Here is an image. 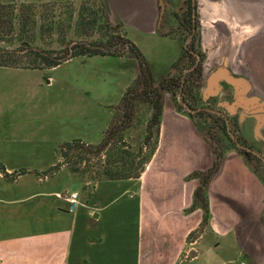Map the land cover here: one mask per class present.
Returning <instances> with one entry per match:
<instances>
[{
  "label": "crops",
  "instance_id": "crops-1",
  "mask_svg": "<svg viewBox=\"0 0 264 264\" xmlns=\"http://www.w3.org/2000/svg\"><path fill=\"white\" fill-rule=\"evenodd\" d=\"M107 1L115 22L150 34L161 19L171 24V13L182 0ZM199 5L212 23L206 30L224 27L225 48L231 49L223 57L227 64L247 70L239 76L255 86L252 96L264 102V0H200ZM204 38L209 41L202 34L201 42ZM255 107L261 121L257 119L253 129L248 123L240 133L264 153V106L256 102ZM195 116L178 107L167 90L156 149L139 178L92 183L84 199L83 191L75 190L74 210L52 190L29 197L57 199L28 207L20 205L27 197L0 196V264H264V160L236 146L225 145L218 171L208 182L206 227L187 239L203 218L200 207L190 210L200 184L193 174L209 169L218 147L221 151V143L208 136ZM69 174L83 190L84 184ZM25 208L35 211L26 223L21 221Z\"/></svg>",
  "mask_w": 264,
  "mask_h": 264
},
{
  "label": "rangeland",
  "instance_id": "rangeland-1",
  "mask_svg": "<svg viewBox=\"0 0 264 264\" xmlns=\"http://www.w3.org/2000/svg\"><path fill=\"white\" fill-rule=\"evenodd\" d=\"M29 1L44 6L39 8L37 5L38 16L39 11L42 10L44 13V8H47L53 21L58 19L57 15L60 13L64 15L66 10L59 0ZM199 1L195 0L197 16L199 21L201 20V30H198L196 46L201 51L202 34L208 40H221V42L224 41L225 35L222 31L224 27L213 33L206 30L207 25L212 23L209 21L207 11L200 8ZM107 3L109 4L108 1ZM68 4V9L72 10L74 15L69 26L70 24L73 26L77 14L83 7H92L96 10L100 5V0H69ZM106 20L114 27L110 26L108 30L101 28V23ZM39 21L42 22V20ZM161 29L163 27L160 26ZM160 30L150 34L129 31L127 25L115 22L107 10L105 18L100 19L96 27L87 32L88 35L76 36V28L73 26L66 37L68 40H81L90 46L95 40L105 41L109 33L118 34L130 42L132 40L128 34L133 35L153 76V83L157 86L163 79L167 78L170 82L175 74L180 76L181 65L176 57L187 39L186 32L183 36L173 34L177 38L169 39L161 35ZM53 37L56 38L57 34ZM46 39H37L34 43L35 47L40 50L45 49L48 46ZM74 42L72 41L67 46L69 48L67 53H64V47L59 42L54 41L50 44L53 57L64 59L60 65L52 69L0 67V196L5 198L27 197L23 200L24 203L20 204L25 207L35 206L36 202L43 201V199L51 201L57 199L54 196L29 197L41 190H52L60 194L66 192L68 195L75 190L83 191L82 199H84L92 186V183H89L92 181L90 178L99 168L98 156L101 155V158H104L109 143L124 146V149H127L131 155H136L140 146L143 147L145 153L155 140L157 125L151 120V105L145 97L138 96L145 88L144 77L140 75L138 63L128 59L133 58L129 56V51L119 48L120 51L117 52L122 57L121 60L117 59L118 56L107 55L86 58L83 62L80 58H69L74 51L81 50L80 47H72ZM0 45L13 48L17 43H0ZM110 49L117 50L116 46ZM221 51L223 53L216 67L231 49L226 47ZM211 52L214 51L211 50ZM179 76L176 77L180 78ZM158 89L162 95L163 104L164 95L168 89L161 87ZM127 91L134 99L131 106V118L123 119L127 109L123 97ZM175 92L171 93L172 101L187 113V108L183 107V96L177 89ZM201 115L195 116L194 120L212 140L221 143V151L218 147V155L223 153L226 144L233 146L224 131L214 128L209 120ZM73 139H80L84 143V150L90 151L87 154H82L80 148L72 151V155L80 154L85 159L77 166L80 169L86 166L89 168L83 176L73 174L76 180L84 184L83 190L79 183H76L78 181L71 178L67 164L65 168L69 172L59 171L60 173L57 172L43 180H39L35 173H25L20 176V171L25 169L39 172L48 170L59 161L58 145L65 141L72 142ZM102 143H106L102 151L97 152L94 148L90 150L91 146ZM71 161L73 162L74 159L70 160L68 165ZM15 180L18 181L15 182ZM22 215L20 219L26 223L29 219H33L35 211L32 212L31 209L25 208ZM194 264H204V262L201 260Z\"/></svg>",
  "mask_w": 264,
  "mask_h": 264
},
{
  "label": "trees",
  "instance_id": "trees-1",
  "mask_svg": "<svg viewBox=\"0 0 264 264\" xmlns=\"http://www.w3.org/2000/svg\"><path fill=\"white\" fill-rule=\"evenodd\" d=\"M64 9V15L60 13L58 19L53 21L52 15H50L47 11V8H44L43 11H39L36 13L37 5L34 2L29 0H0V43H17V45L13 48H6L0 45V67L5 68H32V69H52L61 64L64 61L63 57H53V52L51 50L50 44L54 41L59 42V44L64 47V53L69 51L67 46L75 41L72 45L73 48L80 47L81 50L74 51L70 54L69 58H80L83 62L86 61V58H92L96 56H118L120 49L129 51V56L136 59L139 69L140 75L143 78V83L145 88L139 97H145L151 105L152 117L151 120L155 121L157 128L155 134V140L152 142L149 150L147 152H143V147L140 146L136 155H131L127 149H124V146H120L117 143H109V147L106 149L104 153V158H101V155L98 156V164L99 168L93 172L91 176V180L89 183H96L101 180H124V179H137L140 174L144 170L146 163L152 157L160 132V118L162 113V100L161 93L158 88H165L172 94H174L175 90L181 86L182 76L180 74V78L171 79L170 82L166 79H163L160 84L157 86L153 83V76L150 72V69L144 59L142 52L139 48L127 39H123L118 34H110L106 37L105 41L103 40H95L90 46H87L85 42L81 40L67 39L66 35L71 27L76 28V36H86L88 35V31H91L96 27L100 19H104L108 10L107 0H100V5L98 8L94 10V8H84L79 11L74 25L69 26V23L73 21L74 15L73 11L69 10V0H59ZM39 8L43 5H38ZM44 7V6H43ZM87 9V10H86ZM39 20H42L40 22ZM110 26H113L107 20L101 23V28H105L108 30ZM116 27V25H115ZM69 29V30H68ZM114 29V28H113ZM54 34H57V37L54 38ZM90 35V34H89ZM47 38V39H46ZM37 39L47 40L45 41L48 45L45 49H38L35 47L34 43ZM103 45V47H102ZM116 46L117 50L112 51L110 47ZM71 47V48H72ZM120 48V49H119ZM118 51V52H117ZM181 61L183 58H179ZM177 64V63H176ZM181 70L184 68L185 64L188 63L180 62ZM147 65V66H146ZM174 65V64H173ZM191 65V63H189ZM176 66V65H175ZM174 67V66H173ZM195 71L186 75L185 80L190 84H195L196 80L198 81L199 76L193 75ZM147 76V78H146ZM178 77V76H177ZM177 82V88H173V83ZM173 84V85H172ZM191 92V90H189ZM197 94H200L198 89L195 90ZM176 93V92H175ZM188 92L183 91V94H187ZM131 93L127 91L124 94L123 100L126 101V113L123 119L131 118V106L134 97L131 98ZM182 94V95H183ZM121 108V107H120ZM210 124L214 126H218L222 131H226L225 128L215 121H209ZM215 122V123H214ZM229 142L233 144L234 140L227 133ZM106 143H102L99 145L91 146L98 151H102V148L105 147ZM234 146V144H233ZM75 148H80L82 154H87L90 151H85L84 143L80 139H73L71 141H65L62 144H59L58 156L59 161L52 165L46 171H35V170H21L20 176L25 173H35L39 180H43L48 178L49 176L55 175L60 171L62 167H65L66 164L68 170L74 174H79L81 176L85 175V173L89 170L88 166L80 169L77 164L81 163L82 160H85L82 155H72V151ZM72 156H74L72 158ZM76 156V157H75ZM72 158V159H71ZM137 158V159H136ZM220 154L216 156L212 166L206 171H198L194 172L193 175H198L200 178V184L193 192V202L190 207V210L195 207H200L203 210V218L200 225L193 230L187 237L193 238L198 236L203 232L206 227L208 220L210 218V212L208 207V196H207V185L210 178L218 171L219 164L221 162ZM71 164L68 165L70 160ZM12 178V177H7Z\"/></svg>",
  "mask_w": 264,
  "mask_h": 264
},
{
  "label": "flooded vegetation",
  "instance_id": "flooded-vegetation-1",
  "mask_svg": "<svg viewBox=\"0 0 264 264\" xmlns=\"http://www.w3.org/2000/svg\"><path fill=\"white\" fill-rule=\"evenodd\" d=\"M195 0H182L178 9L172 11V22L170 25H166V23H159V27L156 28V32L160 30L161 27H165L166 31L164 32L162 29L160 31L161 35H164L169 39H176L177 36H173V34L183 36L186 32V42L181 47L178 57L183 58L188 65L185 64L184 68L181 70L182 83L178 88V92L180 91L181 95L183 91L188 92L187 94H183V107L191 108L193 112L197 115L202 114L201 117L204 119H208L209 121H215L219 125L225 128L226 135L227 133L230 135L233 134L234 137L230 135L232 140H234L233 144L239 150H241L245 155L254 156L253 152L248 150L246 147H251L252 149L258 151L261 155L264 156V153L258 149L254 145H250L245 141V139L241 136L240 131L244 129L248 123L252 122L251 129H253L254 125L257 123V119L254 116L249 115L248 113H244L241 115L242 108H237V112L234 114H229V112L220 105L221 102L232 103L234 100L235 89L233 86L228 85L227 83L222 82V88L219 92L218 96L210 97L206 100L202 99L201 89L202 85L205 82V77L209 74L210 71L204 66L203 60L204 55H202V51H200L196 46L197 34L198 30H201L200 21L197 16ZM220 61V59H219ZM218 61V62H219ZM191 63V65H189ZM218 64V63H217ZM216 67V66H215ZM227 68L234 76L244 75L247 70H243L240 72L241 64H236L233 62H229L227 64ZM215 69V68H214ZM184 71V72H183ZM192 71H195L193 75L199 76L198 81L196 80L195 84H190L185 80L186 75ZM174 84V85H173ZM173 88H177V82L173 83ZM196 89L200 91V94L196 93ZM191 90V92L189 91ZM257 90L255 86L250 83V88L247 91L248 95L256 94ZM214 122V123H215ZM214 128L220 129L217 125ZM241 129V130H240ZM222 130V129H220ZM224 131V130H223ZM260 158V157H258Z\"/></svg>",
  "mask_w": 264,
  "mask_h": 264
},
{
  "label": "water",
  "instance_id": "water-1",
  "mask_svg": "<svg viewBox=\"0 0 264 264\" xmlns=\"http://www.w3.org/2000/svg\"><path fill=\"white\" fill-rule=\"evenodd\" d=\"M222 82L233 86L235 89V94L232 103L224 101L221 102L220 105L225 107L228 112H234L237 108L241 107L242 116L244 113H248L249 115L254 116L256 119H258L260 122L261 120L257 114L258 109H256L255 104L257 102L263 104L264 106V102L260 101L256 96H246L247 91L250 88L249 82L241 76H234L227 68V61L225 58H223L219 65L207 75L205 86L201 90L202 99L206 100L210 97L218 96L222 88ZM188 109L190 111H193L191 108ZM232 137H234L233 134ZM246 148L264 160V156L261 155L258 151L252 149L251 147Z\"/></svg>",
  "mask_w": 264,
  "mask_h": 264
},
{
  "label": "built area",
  "instance_id": "built-area-1",
  "mask_svg": "<svg viewBox=\"0 0 264 264\" xmlns=\"http://www.w3.org/2000/svg\"><path fill=\"white\" fill-rule=\"evenodd\" d=\"M201 48H202L201 51L204 55V60H203L204 66L208 69V71L211 72L216 66V64L218 63L222 55L221 53H223V51L221 50L225 48V41L221 42V40H216V41L209 40L206 42V40H203L201 42ZM211 50L214 52H211ZM58 196L70 201L71 203L70 210H74L76 205L78 204V201H77L78 194L77 193H71L68 195L65 192L62 194L59 193Z\"/></svg>",
  "mask_w": 264,
  "mask_h": 264
}]
</instances>
